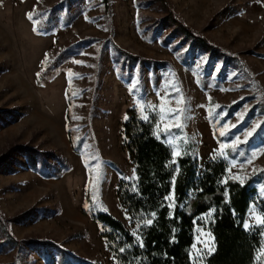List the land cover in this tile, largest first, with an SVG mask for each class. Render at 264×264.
I'll return each instance as SVG.
<instances>
[{
	"label": "rangeland",
	"instance_id": "rangeland-1",
	"mask_svg": "<svg viewBox=\"0 0 264 264\" xmlns=\"http://www.w3.org/2000/svg\"><path fill=\"white\" fill-rule=\"evenodd\" d=\"M36 4L0 0V155L28 145L37 167L40 154L45 169L60 171L43 176L15 150L0 162V212L14 219L16 237L49 241V259L65 251L64 264H117L105 236L111 229L95 214L109 212L137 234L117 197L121 179H136L121 135L133 107L155 117L158 137L170 133L174 161L190 154L202 167L225 159L227 178L242 182L264 172V0H111L110 17L102 0H46L42 29L55 27L48 34L28 18ZM257 187L264 196V176ZM168 201L175 206L173 192ZM214 213L196 219L192 264L215 249ZM257 216L252 203L244 224L258 234ZM258 235L254 264H264ZM0 264L46 260L24 244L0 249Z\"/></svg>",
	"mask_w": 264,
	"mask_h": 264
},
{
	"label": "trees",
	"instance_id": "trees-1",
	"mask_svg": "<svg viewBox=\"0 0 264 264\" xmlns=\"http://www.w3.org/2000/svg\"><path fill=\"white\" fill-rule=\"evenodd\" d=\"M102 1L110 17L111 0ZM44 8H47L46 0H37L30 13L35 31L48 34L55 27L42 29L44 24H48L44 18L47 15ZM173 20L176 22L174 24L195 35L184 22L175 17ZM174 24L172 30L176 29ZM198 37L207 49L212 48L213 45L204 36ZM153 118L144 119L138 108H130L121 131L122 149L133 162L136 179H121L117 197L131 215L137 234L109 212L101 210L95 214L99 222L111 229L105 236L116 253L117 264H192L191 248L195 241L196 219L211 210L215 211L211 228L216 245L206 264H254L260 238L243 225L252 203H256L264 218V196L257 187L264 172L242 182L227 178L228 163L225 159L209 160L202 167L190 154L174 161L171 146L156 134V119ZM11 150L24 154L31 167L43 176L55 177L60 171L58 167L45 169L46 161L40 154L41 166L37 167L32 159V152L37 151L28 145L8 149L0 155V162L9 156ZM59 163L63 168L67 166L62 159H59ZM172 192L174 207L168 201ZM152 213H155L154 218ZM147 219H152L151 225H146ZM13 220L0 212V249L30 245L44 250L46 264H64L65 251H58L56 261L49 259V241L16 237L11 231Z\"/></svg>",
	"mask_w": 264,
	"mask_h": 264
},
{
	"label": "snow or ice",
	"instance_id": "snow-or-ice-1",
	"mask_svg": "<svg viewBox=\"0 0 264 264\" xmlns=\"http://www.w3.org/2000/svg\"><path fill=\"white\" fill-rule=\"evenodd\" d=\"M28 18H29V19H32V14H31V13L28 14ZM38 75H39V74H38ZM79 78H82V77H79ZM174 87H175V86H174ZM163 99H164V100L169 99V95L166 93V95L163 97ZM172 99L175 100L176 97H175V96H172ZM209 99H210V98H209ZM177 102H183V97L181 96L180 99H179ZM148 107L151 108V109H153V110H156V107L153 106V105H148ZM184 111H185V109L174 110L173 112H171V113H169V114L167 115V118H168V119H175L176 117L180 116ZM143 118H144V119H148V117H143ZM159 118H160V120H164V119H165V114L163 113V111H159ZM125 119H127V117H125ZM153 119H155V117H154ZM233 127H235V126H233ZM182 128H183V125H181V131H182ZM221 134L223 135V134H225V133H221ZM248 135H251V133H248ZM169 137H170V133L165 132V133H164L165 142H170ZM158 138H159V137H158ZM237 141H239V138H237ZM234 150H235V148H234ZM221 154H223V153H221ZM249 162H250V161H249ZM232 166L235 167L236 165H232ZM133 171H134V173H135V169H134ZM134 178H135V177H133V179H134ZM254 210H255V209H253V211H254ZM210 215H211V214H209V217H208V218H210ZM152 216H153V218H154V217H155V213H152ZM256 218H257V220L259 221V224H260L261 226H264V218H261L260 216H257ZM152 222H153L152 219H147L145 223H146V225H151ZM243 227H245V228L247 229V228H250V227H252V226L249 225V224H244ZM200 232H201V229L198 228V229H197V233L199 234ZM258 234H262V235H264V227H262V228L260 229V231L258 232ZM197 243H199V239H198ZM141 246H143V245H142V242H141ZM193 247L195 248V245H194ZM262 247H264V245H262ZM120 251L123 252L124 249L121 248ZM214 251H215L214 248H209V249H208V253H204L203 255L197 256V258H196V260L193 262V264H199V262H200L201 260H203L204 255H207V254H209V253H211V252H214Z\"/></svg>",
	"mask_w": 264,
	"mask_h": 264
}]
</instances>
